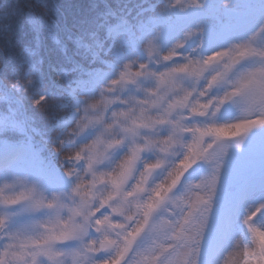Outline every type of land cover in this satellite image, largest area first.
Returning a JSON list of instances; mask_svg holds the SVG:
<instances>
[{"label":"snow or ice","instance_id":"snow-or-ice-1","mask_svg":"<svg viewBox=\"0 0 264 264\" xmlns=\"http://www.w3.org/2000/svg\"><path fill=\"white\" fill-rule=\"evenodd\" d=\"M45 9L0 4V264H264V0Z\"/></svg>","mask_w":264,"mask_h":264},{"label":"trees","instance_id":"trees-1","mask_svg":"<svg viewBox=\"0 0 264 264\" xmlns=\"http://www.w3.org/2000/svg\"><path fill=\"white\" fill-rule=\"evenodd\" d=\"M7 0H0V4L6 3ZM27 4L32 6L33 11L39 15L45 12V6L51 10V13L64 12L65 8L72 5H82L92 2V0H25ZM9 25L10 31L5 32L3 30L4 25ZM14 39L17 43L21 42L24 38L29 37V28L23 19H16L12 21L4 20L0 18V49L3 48L6 39ZM46 44L50 45V41H45ZM3 106L0 105V109Z\"/></svg>","mask_w":264,"mask_h":264},{"label":"rangeland","instance_id":"rangeland-1","mask_svg":"<svg viewBox=\"0 0 264 264\" xmlns=\"http://www.w3.org/2000/svg\"><path fill=\"white\" fill-rule=\"evenodd\" d=\"M194 2V0H182V3H184L185 5H189L192 4ZM217 2L219 3L220 0H217ZM258 135V134H257ZM249 136H251V134H249ZM232 141H229L228 143H231ZM248 145V140H245V148H247ZM239 150H237L236 148H230L229 152L230 153H237ZM13 155V150L12 149H8V148H0V166L5 165L9 159H11ZM238 180H243L244 177L243 175H239L237 177ZM1 187H3V183L1 185ZM259 202V200H257V203ZM257 226H264V221L261 220H257L256 221ZM237 259H239V257H237Z\"/></svg>","mask_w":264,"mask_h":264}]
</instances>
